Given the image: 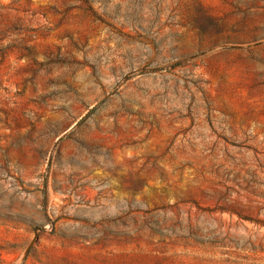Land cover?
<instances>
[{"label":"rangeland","instance_id":"rangeland-1","mask_svg":"<svg viewBox=\"0 0 264 264\" xmlns=\"http://www.w3.org/2000/svg\"><path fill=\"white\" fill-rule=\"evenodd\" d=\"M0 264H264V0H0Z\"/></svg>","mask_w":264,"mask_h":264}]
</instances>
